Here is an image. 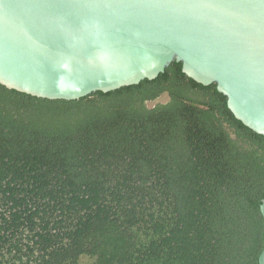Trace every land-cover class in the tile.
Segmentation results:
<instances>
[{"label":"trees","instance_id":"16d2710c","mask_svg":"<svg viewBox=\"0 0 264 264\" xmlns=\"http://www.w3.org/2000/svg\"><path fill=\"white\" fill-rule=\"evenodd\" d=\"M262 200L264 137L180 63L74 101L0 85V264H258Z\"/></svg>","mask_w":264,"mask_h":264},{"label":"water","instance_id":"95a60500","mask_svg":"<svg viewBox=\"0 0 264 264\" xmlns=\"http://www.w3.org/2000/svg\"><path fill=\"white\" fill-rule=\"evenodd\" d=\"M172 62L215 84L234 118L264 137V0H0L9 90L74 101L154 80ZM259 210L264 226V200Z\"/></svg>","mask_w":264,"mask_h":264},{"label":"rangeland","instance_id":"374dc122","mask_svg":"<svg viewBox=\"0 0 264 264\" xmlns=\"http://www.w3.org/2000/svg\"><path fill=\"white\" fill-rule=\"evenodd\" d=\"M159 101L160 102H164V101H166V98L165 97H162Z\"/></svg>","mask_w":264,"mask_h":264}]
</instances>
